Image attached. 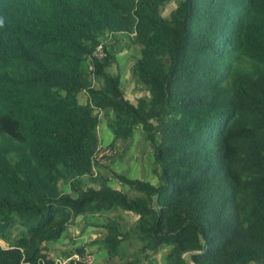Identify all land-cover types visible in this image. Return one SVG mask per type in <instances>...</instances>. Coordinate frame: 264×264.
Segmentation results:
<instances>
[{"label":"trees","instance_id":"16d2710c","mask_svg":"<svg viewBox=\"0 0 264 264\" xmlns=\"http://www.w3.org/2000/svg\"><path fill=\"white\" fill-rule=\"evenodd\" d=\"M162 4L0 0V264H51L78 216L108 258L134 237L148 256L166 247L163 264H264V0ZM104 33L138 46L146 98L124 97L107 50L88 59ZM99 111L111 147L141 129L156 186L92 175ZM117 210L130 228L89 219Z\"/></svg>","mask_w":264,"mask_h":264},{"label":"rangeland","instance_id":"374dc122","mask_svg":"<svg viewBox=\"0 0 264 264\" xmlns=\"http://www.w3.org/2000/svg\"><path fill=\"white\" fill-rule=\"evenodd\" d=\"M175 1L176 0H163V4L160 8V14L167 17L169 12L174 8ZM102 38L103 39L100 42L103 43L105 47L104 49L107 50V52H109L108 54L111 56V60L108 64V71L109 69L114 71L115 67L120 65L117 67L118 73L120 74L122 71L127 72V74L123 75L121 79L122 93L126 91L125 94H130V98L133 96L135 97V95L146 98L148 94L146 86L138 82L132 73H128L131 72V65L138 56V46L132 44L130 38L124 33H104ZM125 63L126 65L124 66ZM121 66L124 67L122 68ZM130 85H132V89ZM134 85H139L143 91L137 93ZM81 100H83V98ZM98 117L99 122L102 120L105 121L103 112L99 111ZM135 129L137 131L133 132L130 138L114 143L115 145L112 146V148L115 147L113 154L105 160L106 163L96 165V170L99 168V171L106 174V171L110 168L114 173L127 175L129 178L143 179L150 182L153 186H156L158 178L151 173V147L149 143L145 141L144 133L140 131V128L137 127ZM96 133L98 135L100 131L97 129ZM99 143L100 145H109V143H102L100 140ZM107 175H110V172L107 173ZM110 180L115 187L121 186V183L118 182L117 179L110 178ZM84 183L88 185L90 182L87 180ZM60 187L63 192H69L68 184L61 183ZM97 216L98 217L90 216V221H96L97 218L101 221L104 217H110L118 223L122 230L130 228L135 219V216L132 213L121 210H117V212H105ZM85 218L78 216L69 220L67 230L63 233L61 239H59L55 244L50 245V248L47 247L50 259L66 253L72 246H78L83 247L84 252L92 257L91 264L93 262L94 264H118L127 261H131L134 264H148V262L151 264H163L164 256L167 251L166 247L160 248L157 252H155V254H149L148 256V254L140 252V243L134 237L129 240L121 241L119 248L120 251L116 254V257L108 258L102 242V235L104 234V231L98 227L87 225L86 223L88 221L86 222Z\"/></svg>","mask_w":264,"mask_h":264},{"label":"built area","instance_id":"2783aa9c","mask_svg":"<svg viewBox=\"0 0 264 264\" xmlns=\"http://www.w3.org/2000/svg\"><path fill=\"white\" fill-rule=\"evenodd\" d=\"M104 45L102 42L98 43L93 51L88 55V59L91 61L92 59L100 60L105 52H104ZM88 69L91 68V63L88 64ZM99 113V112H98ZM101 115V114H99ZM114 149L110 145H100L98 143L96 153L93 157V164H92V175L95 173V166L98 164L106 163V159L113 154ZM96 164V165H95ZM92 257L89 256L86 252L82 254L71 252V253H63L56 257H53L51 264H91ZM43 263V262H42ZM94 264V262L92 263Z\"/></svg>","mask_w":264,"mask_h":264},{"label":"crops","instance_id":"0c3cea01","mask_svg":"<svg viewBox=\"0 0 264 264\" xmlns=\"http://www.w3.org/2000/svg\"><path fill=\"white\" fill-rule=\"evenodd\" d=\"M115 60H116V57H115ZM126 62V61H125ZM126 65V63L124 64V66ZM120 65H117L115 67V70L114 71H111L109 69L110 72H112V74H116L119 76V87L121 89V79H122V76L127 74V72L125 71H122L120 74L118 73V70H117V67H119ZM124 66H121L122 68ZM129 74H131V72H128ZM131 86V89H132V85ZM134 87L136 88V91L137 93H140L141 91H143V89L140 88L139 85H134ZM122 91V90H121ZM126 91H124L123 95L125 98H127L130 102L134 103L136 99L140 98L141 96L139 95H135V97L133 96L132 98H130V94H125ZM97 129L98 131H100V133H98V139L100 140V142H104V143H111L112 140H113V137H112V134L110 132V130L107 128V125H106V121L102 120L101 122L98 123V126H97ZM133 131H137L136 129L133 130ZM141 131V129H140ZM100 136V138H99ZM122 140H116L115 142H120ZM115 145V144H114ZM115 148V147H114ZM110 169V168H109ZM111 170V169H110ZM126 177H128L127 175H125ZM129 178V177H128ZM139 179V178H138ZM143 180V179H142ZM158 184V183H157ZM69 232V231H68Z\"/></svg>","mask_w":264,"mask_h":264}]
</instances>
